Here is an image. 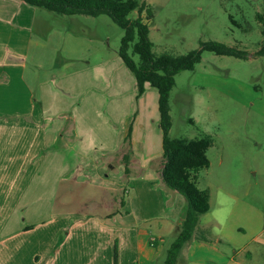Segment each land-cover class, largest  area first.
I'll return each instance as SVG.
<instances>
[{
    "label": "crops",
    "instance_id": "0c3cea01",
    "mask_svg": "<svg viewBox=\"0 0 264 264\" xmlns=\"http://www.w3.org/2000/svg\"><path fill=\"white\" fill-rule=\"evenodd\" d=\"M38 8L0 0V264H155L186 200L158 169L133 179L130 190V180L119 187L121 180L108 179L106 162L115 160L114 145L122 162L123 142L112 122L96 121L128 108V92L112 87L132 72L120 59L91 60L105 43L65 24L77 23L76 14L55 22ZM83 184L95 188L87 204L79 199ZM209 194L185 260L253 264L264 254V210L223 188Z\"/></svg>",
    "mask_w": 264,
    "mask_h": 264
},
{
    "label": "rangeland",
    "instance_id": "374dc122",
    "mask_svg": "<svg viewBox=\"0 0 264 264\" xmlns=\"http://www.w3.org/2000/svg\"><path fill=\"white\" fill-rule=\"evenodd\" d=\"M139 1L151 3L153 16L145 21L147 20L149 38L156 53L184 54L200 49L202 42L208 40L218 41L247 53L245 56H235L203 49L201 59L193 69H184L175 74V84L169 97V135L194 138L209 134L212 138V143L206 150L209 165L195 172L197 185L213 195L216 189L223 188L232 197L235 195L252 201L264 210V56L256 54L263 38L257 13L264 11V0ZM38 9L55 22V15L66 16L43 7ZM136 16V11L128 15L131 19ZM75 17L77 23H71V19L65 24L105 43L103 50L91 57V60H100L101 56L111 60L116 58L120 59L121 67L128 69L118 55L124 32L121 26L107 14H76ZM133 57L138 58L137 55ZM111 87L112 81L108 89ZM147 87V93L141 100V96H136L135 79L131 73L128 81L112 87L115 93H119L121 88L128 92V108H124V113L121 109L114 116L115 119L104 115L96 119L97 122H112L115 141L123 142L119 153L127 152L129 162L136 155L137 161L131 167L128 165L130 172L126 174L124 162L118 161L117 145H114L112 156L115 160L106 162L103 171V174L108 173V179L121 180L119 187L123 181L130 180L127 186L129 190L136 183L133 179L143 176L142 173L148 179L149 173H157V169L161 170L163 166L158 94L153 86L146 85ZM125 111L128 112L127 118L123 117ZM117 116L119 117L116 118ZM122 117L126 118L124 124L119 123ZM128 131L129 137L126 136ZM102 150L99 146L100 156ZM77 189L83 204L89 202L86 200L88 195L93 196L95 193V188L84 184ZM82 211L103 212L99 207L93 210L86 207ZM199 225L193 236L198 235ZM179 226L166 237L162 254L155 264L164 263L167 248L176 237ZM65 232L66 230L60 232L57 244L61 242ZM187 243L183 245L185 251ZM183 247L176 264H188ZM250 262L264 264V254L253 256Z\"/></svg>",
    "mask_w": 264,
    "mask_h": 264
},
{
    "label": "trees",
    "instance_id": "16d2710c",
    "mask_svg": "<svg viewBox=\"0 0 264 264\" xmlns=\"http://www.w3.org/2000/svg\"><path fill=\"white\" fill-rule=\"evenodd\" d=\"M24 1L58 14H86L91 16L107 14L123 28L124 32L120 40L118 55L135 78L136 96L139 97L145 91L146 85H151L157 89L159 124L162 129V179L168 187L177 190L186 200L183 220L176 237L167 248L163 263L176 264L181 248L193 237L199 216L210 208V194L206 189H202L197 185L195 172L209 165L206 150L211 145L212 138L207 133L194 138L171 137L169 135L171 127L169 97L170 91L175 84V74L184 69H193L200 61L203 49L217 54L235 56H245L247 53L214 40L202 42L200 49L190 50L184 54L156 53L153 51V43L149 38L147 20L145 21V19H150L153 16V11H151V5L145 1ZM132 11H136L137 16L131 19L128 15ZM257 19L261 25L263 38L256 54L264 56V11L257 13ZM134 55H137L138 58L135 59ZM126 136H130L129 131ZM122 161L127 174L130 172L127 152L123 154ZM202 238H206V236Z\"/></svg>",
    "mask_w": 264,
    "mask_h": 264
}]
</instances>
